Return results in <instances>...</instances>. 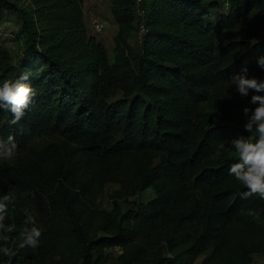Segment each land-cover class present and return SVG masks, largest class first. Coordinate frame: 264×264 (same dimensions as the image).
<instances>
[{
  "label": "trees",
  "instance_id": "obj_1",
  "mask_svg": "<svg viewBox=\"0 0 264 264\" xmlns=\"http://www.w3.org/2000/svg\"><path fill=\"white\" fill-rule=\"evenodd\" d=\"M24 1L0 0V25L15 13L22 41L18 57L0 43V84L35 93L16 124L0 109V142L11 137L19 156L0 169V264L264 256V199L242 198L228 175L231 140L249 133L222 123L230 105L220 91L244 66L264 76V0H110L114 60L88 34L85 0ZM44 135L63 142L33 149ZM108 184L120 186L111 210L100 206ZM33 227L38 245L21 248Z\"/></svg>",
  "mask_w": 264,
  "mask_h": 264
},
{
  "label": "clouds",
  "instance_id": "obj_2",
  "mask_svg": "<svg viewBox=\"0 0 264 264\" xmlns=\"http://www.w3.org/2000/svg\"><path fill=\"white\" fill-rule=\"evenodd\" d=\"M257 67L264 71V55L257 57ZM24 80L28 76L23 77ZM229 87L233 88L241 97H249V104L245 106L243 113L245 123L244 131L248 136L238 135L231 140L235 151L236 160L228 167V175L243 185L246 191L242 198L258 194L264 199V78L249 75L247 66L241 68L228 79ZM35 93L32 88L20 80L14 82L5 81L0 84V109L12 113L11 123H18L24 116ZM15 144L9 137L7 142H0V158H10L14 155ZM0 204V211L3 210ZM41 230L33 227L20 243L23 248L26 245L35 248L39 243Z\"/></svg>",
  "mask_w": 264,
  "mask_h": 264
},
{
  "label": "rangeland",
  "instance_id": "obj_3",
  "mask_svg": "<svg viewBox=\"0 0 264 264\" xmlns=\"http://www.w3.org/2000/svg\"><path fill=\"white\" fill-rule=\"evenodd\" d=\"M19 5H24V0H19ZM84 18L87 26L88 34L94 35L100 42H102L111 60L115 57V36L117 34V25L111 14V2L110 0H85L84 2ZM99 18L105 22L106 29L98 33L95 31L92 25V18ZM20 20L15 13L9 14L6 20L0 25V43H6L11 51V53L18 57L22 51V41L14 37V32L20 27ZM142 31H136L132 34L130 42L136 44ZM254 76L259 78H264V76L255 74ZM221 95L226 96V100L229 103L228 116L222 121L224 124H231L242 129L245 123V116L243 113V108L245 106L254 107V105L249 104L250 98L241 97L239 94L235 93L231 87L220 88ZM205 111H210L208 105H205ZM51 142L62 143L63 139L56 135H44L43 137L37 139L32 145L33 149H42ZM19 156L14 154L10 158H0V169L8 168L12 166ZM120 188L118 184H108L105 188L104 194L100 198V206L105 210H111L113 208L114 193ZM145 199L154 196V192L149 190L143 194ZM107 251L112 256H118L121 253L120 248H108ZM28 260L32 259L28 257ZM201 264V260L197 262ZM253 264H264V256L255 255Z\"/></svg>",
  "mask_w": 264,
  "mask_h": 264
},
{
  "label": "built area",
  "instance_id": "obj_4",
  "mask_svg": "<svg viewBox=\"0 0 264 264\" xmlns=\"http://www.w3.org/2000/svg\"><path fill=\"white\" fill-rule=\"evenodd\" d=\"M92 25L96 32L101 33L106 29L105 22L100 20L99 18H92ZM144 31V27L142 26V32Z\"/></svg>",
  "mask_w": 264,
  "mask_h": 264
}]
</instances>
